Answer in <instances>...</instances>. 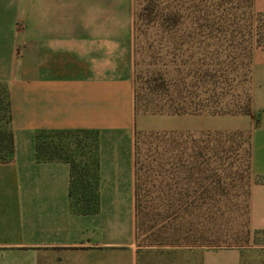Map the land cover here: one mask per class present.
<instances>
[{"label":"crops","instance_id":"0c3cea01","mask_svg":"<svg viewBox=\"0 0 264 264\" xmlns=\"http://www.w3.org/2000/svg\"><path fill=\"white\" fill-rule=\"evenodd\" d=\"M138 1L0 0V88L8 95L13 137L12 152L0 158V264H182L180 253L162 257L137 243ZM253 3L264 13V0ZM260 58L253 66L256 113L249 115L248 223L264 233ZM52 131L95 133L96 211L72 206L68 160L38 154L37 135ZM193 184L178 183V194L192 201L199 194ZM173 213L193 217L199 210ZM196 255L186 264H198Z\"/></svg>","mask_w":264,"mask_h":264},{"label":"rangeland","instance_id":"374dc122","mask_svg":"<svg viewBox=\"0 0 264 264\" xmlns=\"http://www.w3.org/2000/svg\"><path fill=\"white\" fill-rule=\"evenodd\" d=\"M133 35L138 245L180 253L182 264L196 253L198 264H264V233L248 223L264 13L253 0H139ZM3 96L2 87L0 147L10 129ZM95 141L92 131L38 138L42 156L70 162L76 209L93 204ZM191 181L199 194L188 201L178 183Z\"/></svg>","mask_w":264,"mask_h":264},{"label":"trees","instance_id":"16d2710c","mask_svg":"<svg viewBox=\"0 0 264 264\" xmlns=\"http://www.w3.org/2000/svg\"><path fill=\"white\" fill-rule=\"evenodd\" d=\"M3 100H4V108L6 111V123L9 124L10 122V112H9V100H8V95L5 94V96H3ZM52 132H67V131H52ZM71 132V131H69ZM73 132V131H72ZM43 133H40L37 135V142H36V146H37V151L38 154H40V146L38 144V138L42 135ZM1 141H2V145L0 147L1 151H0V158L1 159H5L7 156H9V154L12 152V147H13V137H12V133L11 130L7 129V131L5 132V135L1 137ZM4 142V144H3ZM91 152L92 155L94 156V171H95V179L97 178V173H96V169H97V163H96V157H95V149H96V142L94 143V145L91 147ZM71 184H72V167H71ZM95 195H94V200H93V204L89 205L87 204V209H78L80 212L82 213H91L97 210L98 207V199H97V194H96V183H95ZM72 194V189L70 186V195Z\"/></svg>","mask_w":264,"mask_h":264}]
</instances>
